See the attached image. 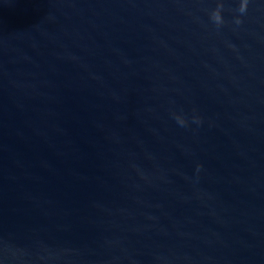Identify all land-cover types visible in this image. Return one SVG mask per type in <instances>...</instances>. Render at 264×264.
<instances>
[{
  "label": "water",
  "instance_id": "water-1",
  "mask_svg": "<svg viewBox=\"0 0 264 264\" xmlns=\"http://www.w3.org/2000/svg\"><path fill=\"white\" fill-rule=\"evenodd\" d=\"M0 264H264V0H0Z\"/></svg>",
  "mask_w": 264,
  "mask_h": 264
}]
</instances>
